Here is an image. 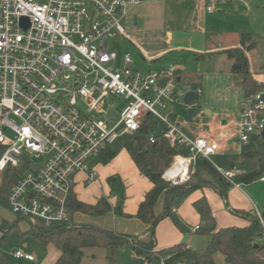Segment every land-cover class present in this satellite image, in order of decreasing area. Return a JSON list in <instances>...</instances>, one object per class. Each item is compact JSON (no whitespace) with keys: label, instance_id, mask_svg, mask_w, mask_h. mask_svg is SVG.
<instances>
[{"label":"built area","instance_id":"built-area-1","mask_svg":"<svg viewBox=\"0 0 264 264\" xmlns=\"http://www.w3.org/2000/svg\"><path fill=\"white\" fill-rule=\"evenodd\" d=\"M142 1L0 0V172L27 166L7 196L8 209L17 217L45 229L65 224L75 175L84 174L87 183L93 182L90 159L117 138L137 132L147 117L161 127L149 134L151 144L160 136L189 149L188 157L175 156L162 175L173 185L189 180L197 158L210 161L218 152L213 139H190L168 119L178 96L172 71L140 72L129 54L119 56L108 44L124 35L121 21ZM194 1L210 14L220 0ZM192 92L195 99L202 93L199 87ZM109 95L126 101L111 126L101 119ZM263 130L264 88L244 105L236 132L245 145ZM179 160L186 161L184 176L181 170L172 173ZM215 168L227 180L235 175ZM253 213L264 245L261 209L254 205ZM13 257L34 259L22 251Z\"/></svg>","mask_w":264,"mask_h":264},{"label":"crops","instance_id":"crops-1","mask_svg":"<svg viewBox=\"0 0 264 264\" xmlns=\"http://www.w3.org/2000/svg\"><path fill=\"white\" fill-rule=\"evenodd\" d=\"M185 1L187 0H143L139 5L130 8L127 16L121 21L124 27V35L117 36V38L119 37L121 45H118L119 51L117 50L116 52L119 56L129 54L133 60V67L135 68L136 63L132 54L133 52L139 55L141 60L145 62V65L148 68L145 72L172 71L174 74H177L176 80L178 82L182 80L181 75H194L195 71H197L200 78V85L198 87L202 91L201 95L198 96L200 97L199 105L203 107L200 110L199 115H201L202 110L207 112V114L205 113V116L208 119L206 127L205 125L203 127V125L198 124V127L195 129H189L187 123H178L172 120V115L176 114L174 111V108H176L175 105L180 104L178 96L176 102L171 106L172 109L169 110L168 119L177 125L180 132L190 139L210 138L217 142L219 150L214 156L219 153L224 154L225 152L232 150L229 154L234 157V161L230 162V166L223 169L210 159V162L214 167H218L222 170L233 171L235 174L253 172L255 170L252 165L246 162L249 157L242 160L238 155L245 153L242 148L250 144L253 136L259 137V139L264 142L262 140L263 138L260 133H256L250 136L245 145L240 144L236 128L239 122L240 112L245 104L243 103L242 93L240 87L238 86V81L236 80L233 82V78L229 73V67L225 70V72L220 70L212 72L207 69L203 70V63L195 60V58L202 60L203 56L209 55L210 53L208 52L216 50V48L208 49L205 48L202 43L190 40L189 36H192L193 32L189 31H194L191 29V25L193 26V23L190 25L188 21L183 26L179 25L177 17L172 15L173 12L177 14L180 11V9H178L179 5H186L184 3ZM191 1L194 4L196 14H198L200 10H203L201 7L196 6L194 0ZM170 5H173L172 14L169 9ZM219 49L220 51H218V53H222L223 51L228 50V47L227 45H222ZM171 53H178L180 55L177 60H175L174 65H172L173 60L169 62H166L165 60V57ZM190 53L192 55H190ZM183 55L187 56L182 57ZM248 59L250 71L255 73V80L260 83H264V76L253 70L249 55ZM186 60H190V63L188 65H183L184 62H188ZM186 66L190 69H186ZM172 67L175 70L172 69ZM136 68V70H139V67ZM194 89L184 90L182 96L184 97L185 92L193 91ZM223 93H225L223 98L219 97V95ZM199 117L201 119V116ZM234 136H236V142L231 143L233 142ZM235 144H237V146ZM107 150L113 151L110 148V145ZM240 151L242 152L240 153ZM253 152L256 153L257 151L253 149ZM253 152H248L246 154L250 155ZM103 153L104 151L89 161L90 167L93 168L96 173L93 182L87 183L86 176L84 174H76L74 177L72 191L74 192L77 200L80 202L85 204H95L98 199H85L81 196L80 190H85L86 188L93 186L96 189H99L98 183L96 182L97 178H99L101 183L106 182L104 187H107L106 190L110 193L107 180L111 177H118L121 180L123 192L127 196L126 199L123 201L122 206L118 208L113 207L114 205H111L106 199L111 207V211L104 216L94 217L82 213H75L70 216L68 220L108 231H115L125 235L136 236L140 241L146 243L149 241V234L146 232L147 226L136 218V212L145 194L152 187V184L146 177L139 173L125 150L124 153L119 156H117L114 152L115 156L106 163H103L101 159ZM242 164L247 165V167L240 172L241 169L237 168V166ZM118 168L127 171L124 173L117 170ZM233 193L240 194L242 199L241 202H237L236 204L229 206V212L232 210L231 208L250 212L253 211L254 205L260 209L264 206V181H261L260 179L250 185L239 184L237 187L233 186V188H231L227 193V200ZM202 197L206 198L210 209H212V205L216 201V196L211 189L205 188L192 192L176 211L183 221L190 226L191 230L196 226H200L202 223L199 215L193 207V204ZM162 200L163 197L159 198L155 207V214H158L161 211ZM118 209L121 210L122 216L116 213ZM212 216L215 218L218 229L228 227L241 228L248 225L245 220L239 219L233 215L231 218V215L228 216L226 222L223 223L220 222L219 215L217 213L213 212ZM16 217L17 216L14 215L13 219L6 220L0 216V219L5 222H12ZM20 219L23 220L25 224L26 222L30 223L25 219ZM16 230L19 231V227H16ZM25 230L26 231L22 232L23 234L28 232L27 227ZM22 233L20 234L22 235ZM23 239L24 237L20 240ZM155 241L156 251L166 249L179 243H184L192 251L200 252L206 247L208 238L206 236L197 235L192 231L191 234L183 235L174 227L169 219H163L158 223L155 229ZM42 248L44 253H42L37 261L36 259H33V261L16 260L14 257L13 259L17 262L23 261L25 264H55L60 256V251L53 245H48L47 247ZM123 253L124 251L122 249L117 252L115 264H152V262L159 264V262L155 259L149 262L144 261L141 257L134 255L130 247L127 255L122 256ZM82 254L81 264H110L107 259L108 252L105 249L96 247L84 248L82 249ZM214 262L215 264H227L224 257L219 253L214 256Z\"/></svg>","mask_w":264,"mask_h":264},{"label":"trees","instance_id":"trees-1","mask_svg":"<svg viewBox=\"0 0 264 264\" xmlns=\"http://www.w3.org/2000/svg\"><path fill=\"white\" fill-rule=\"evenodd\" d=\"M254 49L255 44L251 37L242 34L238 46L222 52L230 63L229 73L238 80L244 104L250 102L264 88V83L256 81L255 73L250 71L248 54ZM259 73L264 75V65L260 67ZM174 75L177 76V74ZM181 76L182 80L179 82L185 86L196 88L200 85L199 76L193 84L188 81V78L196 75ZM175 82L177 86L178 81L175 80ZM160 129L161 127L156 121L147 117L137 132L127 136L123 145L139 173L152 184L136 212V218L147 226L146 232L149 234V241L145 243L136 236L82 225L69 220L65 224L46 229V231L45 228L44 230L43 227L40 228L41 226H33L34 231L30 230L27 233L32 234L42 247L53 245L60 251V256L55 264H81L82 249L89 247L105 249L108 252L109 263L115 264L117 252L125 245L130 247L134 255L141 257L146 262L155 259L158 262L162 260L164 264H215L214 256L219 253L227 264H264V245L259 243L262 236L261 227L253 211L230 210L233 216L246 220L248 226L218 229L209 204L206 198L202 197L193 204L202 222V226L194 232L176 213L192 192L203 187H208L226 202L227 193L233 184L250 185L264 177L262 159L258 158L259 168L257 170L246 174H235L233 178L227 180L210 161L197 158L190 167L192 172L190 178L193 180L179 185H171L170 182L162 178V175L172 165L175 156L188 157L189 149L184 144L170 145L160 136H157L155 142L151 144L148 140L149 134L156 133ZM260 135L264 139V130ZM107 148L103 150L101 158L103 163L110 161L115 156V153ZM3 150L0 146V157ZM258 157H262V154H259ZM26 169L25 164L19 168L8 166L3 172H0L1 207L8 208V193ZM107 184L110 193H119L123 196V186L118 177L109 178ZM161 197H163L161 211L155 214L156 204ZM119 205L122 206V201ZM67 208L69 217L75 213L100 217L111 211L106 199L100 198L95 204H85L77 200L72 190L67 199ZM116 213L122 216L120 209ZM261 215L264 219V206L261 209ZM163 219H169L183 235L191 234L192 231L197 235L206 236L208 238L206 247L200 252H195L184 243H179L156 251L155 229ZM13 229H16V225L8 224L0 219L1 243L6 241L8 234ZM25 234L19 233L17 236L22 239ZM0 264L12 263L0 253Z\"/></svg>","mask_w":264,"mask_h":264},{"label":"rangeland","instance_id":"rangeland-1","mask_svg":"<svg viewBox=\"0 0 264 264\" xmlns=\"http://www.w3.org/2000/svg\"><path fill=\"white\" fill-rule=\"evenodd\" d=\"M184 3L186 4L185 6L184 5L178 6V9H180V11L177 14L174 12L172 14L173 5H170L169 6L170 13L177 17V20L179 21L178 22L179 25L183 26L188 21L190 25L193 23V26L191 25V29L194 31H189V32H193V35L189 36L190 40L202 43L204 47L208 49L216 48V50H211L210 52H208L210 53L209 55L203 56L202 60H198L195 58L196 61L203 63L202 64L203 70L207 69L212 72L215 70H220L222 72H225V70L229 67L228 65L229 62L223 53H218V51H220L219 48L222 45H227L228 49L238 46L240 36L244 34L250 36L255 44V49L249 52L248 55L250 57L253 70L255 72H259L260 67L264 65V0H220L214 6V12L212 14H209L204 10H200L198 14H196L194 10L195 8L194 4L192 3L191 0H187ZM120 43L121 42L119 40V37L116 40H112L108 42V44H110L112 47H115L116 51L118 50V45H121ZM132 54L135 59L136 67H139L138 69L140 72L145 73V71H147L148 69L145 65V62L141 60L139 55L133 52ZM190 55L192 54L190 53ZM179 56L180 55L178 53H171L167 57H165V60L166 62L173 60L172 65H174L175 60H177ZM186 56L183 55L182 57H186ZM186 61L188 62H184L183 65H188L190 63V60H186ZM173 67L172 69H174ZM185 68L188 70L190 69L188 66H186ZM194 75L196 76H192L188 78V81L191 82V84L195 83L198 76V72L195 71ZM231 76L233 78L232 79L233 82H235L237 78L232 74ZM194 88L195 87L185 86L181 82H178L176 92L178 94L180 104L175 105L176 108H174V111L176 114L172 115L173 121L178 123L185 122L187 123L189 129H195L196 127H198V124L203 125V127L205 125L206 127L207 125L206 122H208L204 110H202L201 115H199L200 110L203 108L202 106L199 105L200 97H197L198 99H195V102L193 104L184 103L182 96L183 91L186 89H194ZM224 94L225 93L220 94L219 97L223 98ZM125 104L126 101L122 97L112 96V95L107 96L104 99V109L107 111V114L101 119L108 121V123H110V126L113 125L118 121L120 117V112L124 108ZM170 109H172V107ZM199 116H201V119ZM126 139L127 136L119 137L113 143L110 144V148L116 153L117 156L124 153L123 145ZM262 140L264 141V139ZM235 142H236V136H234L233 142L231 143H235ZM235 145L237 146V144ZM253 149H255L257 152L256 153L253 152ZM242 150L245 153L244 154L242 153L241 155L238 156L242 160L246 159V157H249L247 158L246 162L252 165L254 170H257L259 168L258 158L262 159V162L264 163V142H262L259 139V137L253 136L250 141V144L244 146ZM231 152L232 150H229L224 154L219 153L216 156L212 157L211 159L221 168L226 169L228 166H230V162L234 161V157L231 154H229ZM241 152L242 151H240V153ZM248 152H253V153L247 155L246 153ZM259 154H262V157H258ZM246 167L247 165L245 164L237 166V168L241 169L240 172H242ZM117 170H120L124 173L127 171V170H122L121 168H118ZM191 174H192L191 169H189L188 182H191L193 180L190 178ZM96 182L98 183L99 189H96L94 186H93L94 188L88 187L85 190L82 189L80 190L81 196L85 199H92V200L104 198L107 199L111 205L113 204L114 205L113 207L115 208L121 207L119 203L120 201H122L123 204V201L127 197L126 194L123 192L122 194L123 196H121L119 193H109L108 190H106L107 187H104V184L106 185V182L101 183L99 181V178H97ZM170 184L173 185L171 182ZM205 188L208 187H203L201 189H205ZM231 188H233V186ZM212 192L216 196V201L212 205L211 214L213 215V212L217 213L219 215L220 222L221 223L226 222L228 216L231 215L230 216L231 218L233 215L231 212L228 211V207L232 206L233 204H236L237 202H241L242 196L240 194L233 193L231 196H229L228 200L224 202L214 191ZM231 209L237 210L235 208L234 209L231 208ZM0 216L6 220H11L14 217V215H12L7 208L1 206H0ZM6 223L16 225V227H19V231L13 229L8 234L6 241L4 243L0 242L1 255L4 256L5 259L12 264H25L23 261L17 262L13 259V253L15 251H22L26 254L28 253L32 255L34 259H36L37 261L42 255V253H44L43 248L39 245V243L36 241L34 236H32V234L26 233L23 240H20V238L17 237V234L26 231L25 230L26 227H27V231L30 230L34 231L32 228L33 226L35 227H40V226L27 222L25 224L23 220H21L19 217H16L12 222L6 221ZM37 224H41V222L37 221ZM122 250L124 251L122 256L127 255L129 253L128 245H125L122 248ZM152 264H156V263L152 262Z\"/></svg>","mask_w":264,"mask_h":264},{"label":"water","instance_id":"water-1","mask_svg":"<svg viewBox=\"0 0 264 264\" xmlns=\"http://www.w3.org/2000/svg\"><path fill=\"white\" fill-rule=\"evenodd\" d=\"M24 21H22V22H24ZM183 100H184V103L185 104H191V103H193L194 100H195V94H194V92H192V91L187 92L184 95ZM205 113L207 114V112H205Z\"/></svg>","mask_w":264,"mask_h":264},{"label":"bare ground","instance_id":"bare-ground-1","mask_svg":"<svg viewBox=\"0 0 264 264\" xmlns=\"http://www.w3.org/2000/svg\"><path fill=\"white\" fill-rule=\"evenodd\" d=\"M175 171H173L172 173L174 174V172L181 170L182 176H184L185 172H186V161H180L175 165ZM184 170V171H183Z\"/></svg>","mask_w":264,"mask_h":264}]
</instances>
